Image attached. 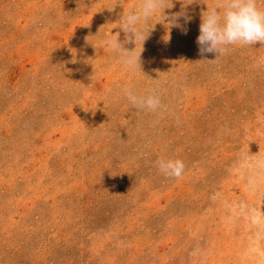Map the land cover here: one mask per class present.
Masks as SVG:
<instances>
[{
	"label": "rangeland",
	"instance_id": "rangeland-1",
	"mask_svg": "<svg viewBox=\"0 0 264 264\" xmlns=\"http://www.w3.org/2000/svg\"><path fill=\"white\" fill-rule=\"evenodd\" d=\"M138 3L0 0V264H264V44L201 55L216 0H171L135 47Z\"/></svg>",
	"mask_w": 264,
	"mask_h": 264
},
{
	"label": "clouds",
	"instance_id": "clouds-1",
	"mask_svg": "<svg viewBox=\"0 0 264 264\" xmlns=\"http://www.w3.org/2000/svg\"><path fill=\"white\" fill-rule=\"evenodd\" d=\"M169 2L171 0H139L138 5L124 13L119 28L129 41H134L135 47L138 41L141 44L145 41V33L148 35L145 25L157 13L162 15L163 20L170 19L173 27L180 26L177 23L179 17H184L187 22L189 17L183 10L170 18L164 15ZM184 33H187V29H184ZM104 43L120 58L119 62L123 66L132 70L140 68L141 52L136 53L135 48L126 49L119 40V33L111 34ZM196 43L201 55L213 53L216 58L227 54L230 46L264 44V11L257 7V0H216L215 5L207 7V11L202 14ZM123 91L128 101L139 109L155 112L161 107V101L154 90L146 95H137L131 88ZM156 164L159 171L168 178L179 179L185 171V164L180 159L161 157Z\"/></svg>",
	"mask_w": 264,
	"mask_h": 264
}]
</instances>
